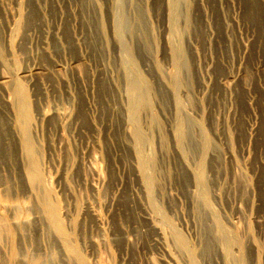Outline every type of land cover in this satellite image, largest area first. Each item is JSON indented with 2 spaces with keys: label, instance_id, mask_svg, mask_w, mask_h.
Wrapping results in <instances>:
<instances>
[{
  "label": "rangeland",
  "instance_id": "obj_1",
  "mask_svg": "<svg viewBox=\"0 0 264 264\" xmlns=\"http://www.w3.org/2000/svg\"><path fill=\"white\" fill-rule=\"evenodd\" d=\"M0 79V264H264V0H0Z\"/></svg>",
  "mask_w": 264,
  "mask_h": 264
},
{
  "label": "bare ground",
  "instance_id": "obj_2",
  "mask_svg": "<svg viewBox=\"0 0 264 264\" xmlns=\"http://www.w3.org/2000/svg\"><path fill=\"white\" fill-rule=\"evenodd\" d=\"M3 80H1L2 83L5 82ZM175 82H176V79H175ZM138 83L140 85H133L132 87L129 88L130 89V92H129L130 95H129V97L132 99V102L134 104H144L145 103V94H146V90H147V85H142L141 79H138ZM16 96H18L19 104L21 106H23L24 103H25V99H24L23 94L21 93V89L20 88H16ZM26 138H25V140L23 142L22 147L25 148L26 152H29L30 146H29L28 140ZM136 156H137L136 159H137V162H138V167L141 168V169H143V162L138 157V150L136 152ZM200 170L201 169L198 170L199 176H201V171ZM29 175L33 179L36 178V172H35V169L33 167H31V170L29 171ZM140 179H141V182L142 183H144V181L146 179H148L147 175L143 171H140ZM145 189L148 191L149 190V186H147ZM48 210L49 209H46V211H48ZM50 212L53 213L52 211H50ZM54 223H55L54 224L55 227L56 228H59V223L58 222H54ZM179 241H181L180 238H179Z\"/></svg>",
  "mask_w": 264,
  "mask_h": 264
}]
</instances>
